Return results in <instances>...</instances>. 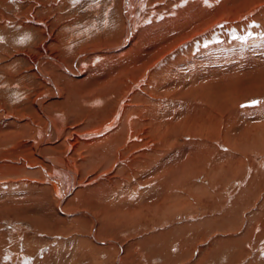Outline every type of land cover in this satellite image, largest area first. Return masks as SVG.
I'll return each mask as SVG.
<instances>
[{"label":"bare ground","instance_id":"1","mask_svg":"<svg viewBox=\"0 0 264 264\" xmlns=\"http://www.w3.org/2000/svg\"><path fill=\"white\" fill-rule=\"evenodd\" d=\"M1 1L5 3L9 2V0ZM26 1L29 2L27 7L24 6L25 4H21V40L22 44H24L23 46H25V49H23V52L25 53V61H31L35 71L32 74L37 76L44 83L51 85L53 89H47V91L44 92H38V89L32 88L22 89L23 104L30 101V97L34 93L37 94L34 103L36 109H34L41 114V117L46 119L47 127L43 131L41 130L42 133L40 136L42 137L35 138L33 140L30 148L31 155H29V162L24 161L22 164L23 173L21 172L20 174H22L23 177L26 174L28 179L30 178L31 180H25V178L22 177H20V180H16L17 176L15 178L13 177L12 180H9V178H4L2 180L0 179V186L2 187L6 184H11L6 194L4 193L5 197L2 198L3 202H9L13 204L12 200H18L19 198L23 199L25 197H29L30 199V197L33 196L32 192L36 188V182L33 183V180L38 179L39 173H43V175H45L43 176L44 182L51 187L49 190L53 189L52 191H55V193L58 195V199H56L60 213L64 215L66 219L68 218L71 221H74L72 220L74 217H88L89 219H92L94 228V232L92 231V237L98 243L107 244L108 242L98 239L101 237L99 232L101 233L104 230L106 223L112 224L113 220H115V216H120L119 219H117L121 221H134L136 219L138 220V218H143L144 216L146 217V213H150L149 208L151 207L153 199L156 197L157 199L161 197L164 190L165 192L163 194L169 195L170 193L166 192V189L169 190L170 186H176L177 184L176 187H178L186 184V188L189 177H193L200 173H207L212 175L215 180L224 181L223 185H221L222 189L224 188L226 190L224 197L230 196L227 193L230 191L233 185H237L239 188L238 192L239 190L241 192V194L237 196L234 195V201L229 197L226 201L215 202L217 200L216 196V198L213 199L215 203L213 202V205L210 204L212 205L210 209L214 211V213L216 212L220 215L225 214L224 211L226 209V205L228 204L229 206L230 203H233V206L230 205L232 207H229L227 210L229 212L227 213L226 211L227 214H225L223 218H238L237 214L242 216V209L243 216L248 217L249 220V217L252 215L254 217L260 216L259 208L262 210L264 208V206L258 207L259 200H261L260 196L262 195L261 191H256L254 187L248 188L249 186L243 187L244 189H240L242 188L241 186H243L241 184H244V182H249L247 178L252 177L256 179V175L261 173L260 169L256 168L258 165H254L253 162L252 164H249L250 162H248L249 165L246 167L243 164L245 168L242 165V168H231V161L233 160L234 155L237 154L235 153L237 150L235 151L232 148L231 142L237 144L239 149L242 150V153H245L248 156H253L254 154L261 155L262 152L259 151V149L264 148V140L260 139L259 136H256V129L262 128V125L264 124L256 123V121H261L262 117H264V111L261 112L259 109V112L246 113L241 110L243 107H240V103L248 98L246 97L247 95L253 93H249L250 90L253 89L233 90L230 91L225 97L222 95V98L217 96L218 99H215V97L213 98V95L209 96L210 93L208 91V86L209 82L211 81V76H213L214 70H218V68H214V64L216 61H218L215 60L214 57L218 56V52H215V48L210 50L211 46H209L210 48L203 46V50L200 51L202 53H196L197 50H195L192 54L196 56L194 57L192 55V58H190L192 60H189V57H191V54L189 53H187L186 56L181 54L175 59L171 58V56L177 53L180 45H183L184 47L185 43H190V51L196 47V42H201L204 39H207V37H209L210 40L213 35L217 34L218 26L223 24H226V26H234L236 23H242V25L247 24L248 20H250V16L253 13H256L258 10L260 12H264V6L260 8H248L246 10L245 6L248 3L240 5V7H233L230 6V0H86L83 2L81 0ZM3 6L7 11L12 8L10 7V4L9 6ZM234 13H236V15H234ZM7 15L8 14L5 13V10L0 7V59L3 57V53L16 40V37L11 36V32L7 27L8 21H10ZM18 15H20V13L16 12L17 17L14 18V21L21 23ZM165 24L166 27L162 28L165 26ZM55 30L57 31L55 32ZM154 30L157 33L159 32V34L164 33V35H167V41H165L162 45L157 44L156 47H148L147 49L140 47L144 42L145 36L150 34L151 31L155 32ZM225 35H227V32ZM238 35H240V33ZM232 37L233 36H231V38ZM184 40H187V42L183 43ZM235 40L233 42H235ZM39 41H41L39 48L37 47L35 50L37 55L34 56V58H30L31 52H34V49H32L33 46ZM53 48L58 49L59 53L53 54V52L50 50ZM220 48H222V46ZM135 49H139L140 51L139 55L135 57L136 60L126 59ZM255 50L257 51V49ZM230 58H232V56ZM251 61L253 62V60ZM165 62H167V64H164ZM4 67L5 66L0 65V71H2ZM184 69L186 71L189 70L190 73L187 79L185 78L186 75L184 72L186 71ZM7 74L9 75V73ZM25 77L26 76L22 74L21 80H23ZM65 86H67L68 89H63ZM1 92L3 91L0 90V93ZM3 98L4 96L1 97V99ZM23 98L26 100L23 101ZM47 103L50 109L46 106ZM52 107L54 110H51ZM258 108L259 106L256 107V109ZM1 115L6 116V118L10 116L3 112ZM249 119L255 120V122H250ZM247 120L249 126L253 125L251 128V131L253 130L252 134L256 132V135L254 134L253 137L246 136L250 133H247L245 135L246 137L241 135L242 131L240 135L237 133V126H242L244 124L247 125ZM30 121L31 120H29V123ZM0 125L1 131L6 128L8 123H6V125L0 123ZM33 126L35 125L33 124ZM59 140L61 144H65L64 150L66 153L57 154L58 152L56 151V155L50 154L49 149L53 148L56 150L57 147H55V145L59 142ZM76 151L80 154L78 162L80 163V168L78 167L79 164L76 163L73 158L70 159L71 155ZM257 151L260 153H257ZM19 155L20 154H18V156ZM18 156L17 158H19ZM25 158L27 157L25 156ZM8 160L10 161V159ZM76 160L78 161V159ZM9 161H7L5 165L10 163ZM251 161H253V159ZM11 168H13V166ZM6 174L7 173L0 172V178L9 175ZM23 182H26V184L29 183L30 187L28 186L29 188H27L25 186L26 189L24 188L25 190H23ZM253 183L254 182L251 181L249 185H253ZM247 188L248 191L246 192ZM173 189L175 188L173 187ZM40 190L43 191L42 188ZM45 190L47 191V188ZM41 191H39V193ZM245 192L247 194H245ZM214 193L215 192L212 194ZM23 194L25 197H23ZM36 194L38 195V192H36ZM184 194L185 193H183V196ZM244 194V199H241L242 195L244 196ZM174 196L176 197V195ZM189 197L192 196L190 195ZM22 199L21 201H23ZM56 199H54V201H56ZM78 199H80L79 206H81L80 203H82L83 206L84 204H88L87 206L94 207L96 211L85 206L84 207L86 209H82V207L79 209H74L75 207L70 209L69 202L76 203ZM41 200L43 199H40V202ZM169 200L170 199H168V201ZM189 200L187 202H189ZM180 201L182 202L181 198L179 202ZM36 202L37 204L39 203L38 200ZM262 203V205H264V202ZM14 204L17 203L14 201ZM5 205L8 204H4V206ZM253 205L258 207L259 211H252L250 208H252L251 206ZM41 206L45 205H40V208ZM173 206L175 205L173 204ZM248 206L250 207L248 208ZM176 207L178 208L179 204H177ZM195 207L197 208V206ZM248 209L250 210L247 212L249 214H246L245 211H248ZM20 211H22V209ZM257 214H259V216H257ZM101 216L102 218H105L103 219L105 222L100 220ZM145 217L144 220H146ZM42 218L43 217H41V219ZM259 218L261 221L262 218ZM245 219L246 218H244V221ZM258 220L259 219H257L256 222H258ZM211 221H213V219ZM250 221L252 223V220ZM45 222L42 223L45 224ZM163 222L165 221L163 220ZM229 222L231 221L229 220ZM236 222L237 224L239 223L238 221ZM240 222H242V218ZM246 222L247 224H251L248 221ZM210 223L211 222L209 221V224ZM220 223L217 222V225L215 223L216 226L213 225L216 230L215 234L217 236H214V244L210 242L212 245L219 247V250L221 245L226 242L224 238V234L226 233L225 231L239 226L234 224L235 226L230 225V228V226H228L226 223L223 226V230H221L222 225L220 226ZM141 224L142 223H140V225ZM147 224L148 222L145 224V226ZM259 224L260 222H258V225ZM131 225H133V223ZM37 226L41 228L42 224ZM47 226L49 225L47 224ZM184 227L185 226L182 228ZM261 227L263 226L261 225ZM194 228L192 229L194 230ZM46 229L49 230L48 228ZM235 229L238 230L237 228ZM261 229L262 228H260V230ZM180 230H178V232ZM51 231L52 230L50 229V232ZM58 232L60 231H52V233ZM117 233L119 234V232ZM198 233H195L193 237H198ZM245 234H243L244 237ZM205 235H207L206 232L200 233L198 240L199 243L206 238ZM35 236H33V239ZM139 236L140 235H138V237ZM246 239L250 241V238ZM258 239L256 240L258 241ZM157 240L159 241V239ZM195 240L196 238H194L192 243H195ZM228 242H230V240ZM116 243L120 246V243ZM63 245L65 244L63 243ZM39 246L41 245L39 244ZM247 246L248 248H253L249 245ZM30 248H32V246ZM6 249L8 250V248ZM216 250L217 249H215V251ZM255 251H257V249ZM33 253H35V250ZM73 255L75 256V254ZM79 262H81V260ZM117 262L118 264H125L120 259ZM43 263L45 262H42V264ZM46 264H48V262ZM174 264L177 263L175 262Z\"/></svg>","mask_w":264,"mask_h":264},{"label":"rangeland","instance_id":"2","mask_svg":"<svg viewBox=\"0 0 264 264\" xmlns=\"http://www.w3.org/2000/svg\"><path fill=\"white\" fill-rule=\"evenodd\" d=\"M81 1L83 2L86 0H81ZM263 1L264 0H230V6H233V7L239 6L240 7V5L248 3L245 6V9L247 10L248 8H260V7L264 6ZM28 3L29 2L26 0H25V2H24V0H20V1L19 0H9V2H7V3L2 2L0 0V7L5 10V13L8 14L7 16L10 19V21H8L7 27L11 32V36L16 37L15 38L16 40L14 42L15 44L13 43L12 44L13 46L10 45L11 48L9 46V48L3 53V57H1V59H0V65L5 66L4 69H2V71H0V90L3 91L0 93V99H1V97L4 96V98L1 99V102H0L1 103L0 104V107H1L0 108V123L1 124L3 123L4 125H6V123H8V125H6V128L0 131V146H1L0 147V172L9 174L8 176H6L7 178L6 177L0 178L1 180L4 178L5 179L9 178V180H12V178L13 177L15 178L16 176H17L16 180H20V177L25 178V180H31L30 178L28 179V176H26V174L24 177L22 174H20L21 172L23 173L22 164L24 163V161L29 160V155H31V151H30L31 149L30 148H31V144H32L33 140L35 138L42 137V136H40L42 133L41 130L43 131L47 127L46 119L41 117V114L38 113L37 110H35L36 108H35L34 103H35V99L37 97V94L34 93L30 97L31 102L28 101V102L23 104L22 103V96H23L22 95V89H31V88L32 89H38L37 90L38 92H44V91H47V89H53L51 87V85L44 83L37 76L33 75L32 73L35 71L33 69L31 61H25V53L23 52V49H25V46H23L24 44H22V40H21V38H22V5L21 4H23V5L25 4L24 6L27 7ZM9 4H10V7H12L11 8L12 10L10 9L7 11L3 5L9 6ZM16 12L20 13V15H18V16L20 18L21 23L14 21V18L17 17ZM234 15H236V13H234ZM251 18H253L255 20H253ZM263 21H264V12H262V11L260 12L258 10L256 13H253L250 16V20H248L247 24L242 25V23H236L234 26H232V25L226 26V24L218 26L217 34L213 35V37H211L210 40H209V37H207V39H204L201 42H196L197 48L195 47L190 51H189V44L190 43L186 44L185 42H187V40L186 41L184 40L183 41V43H185L184 47H183V45H180V47H179L180 50L178 49V51H177L178 54L175 53L177 55L174 56L175 55L174 54L171 56V58L175 59L181 54H183V56H186V54L189 53V54H191V57H189V60H192L190 58H192V55H193L192 53L195 50H197L196 53H198V52L203 50V46H205V47L211 46L210 50H212V48H215V52H218V56L214 57V59L218 60V61H216V63L214 64V68L215 69L218 68V70H214L213 76H211V81L209 82V86H208V91L210 93L209 96L213 95L212 96L213 98L215 97V99H218L217 96L220 98H222V96L225 97L228 95V93L230 91H233V90L253 89V90H250V92L249 91L248 92L249 93L253 92L254 94L251 93V94L247 95L246 97H248V98H246L245 100H243L240 103V107H243V108H241V110L243 112L248 113V112H259V109H260L261 112H263L264 111V92H263L264 91V42H263L264 41V22ZM13 22H15V23H13ZM165 27H166V24L162 28H165ZM258 27H259V29H258ZM233 28H235V29H233ZM56 31L57 30H55V32ZM156 31H157V29H156ZM156 31L155 32L151 31L150 34H147V36H145L143 44L140 47H142L143 49L144 48L147 49L148 47H156L157 44L162 45L165 41H167V37H168L167 35H164V33L159 34V32L157 33ZM226 32H227V35H225ZM233 33L235 36L233 35ZM239 33H240V35H238ZM231 36H233L234 38L233 37L231 38ZM139 38H140V36H139ZM235 39H237V40H235ZM249 39L250 40L253 39V40L250 41ZM234 40H235V42H233ZM40 43H41V41L37 42V44L34 45L35 47L33 46L32 49H34V52H31L30 58H34V56L37 55V52L35 50L37 49V47L39 48ZM219 43H220V45H219ZM230 43H232V44H230ZM151 44H152V46H151ZM233 44H235L236 47ZM217 45H219V46H217ZM253 45H254V47H253ZM221 46H222V48H220ZM255 46H257V47H255ZM237 47H240V48H237ZM243 47L245 48V50ZM251 47H253V48H251ZM216 48L218 51L216 50ZM224 49H225V51H224ZM255 49H257V51ZM50 50L53 52V54L59 53V50L56 48H53ZM139 53H140L139 49H135L131 52V55L128 56L126 59L136 60L135 57H137L139 55ZM200 53H202V52H200ZM189 54H188V56H189ZM257 54H258V56H257ZM259 55H261V56H259ZM193 56L195 57L196 55H193ZM221 56H223V57H221ZM231 56H232V58H230ZM60 58H62V57H60ZM216 58H218V59H216ZM168 60H169V58H168ZM251 60H253V62ZM164 64H167V62H165ZM181 71L184 72L183 70H181ZM7 73H9V75ZM22 74H24L26 76L23 80H21ZM184 74L186 75L185 78L187 79L189 77V74H190L189 70L184 72ZM27 75H28V77H27ZM30 75H32V76H30ZM6 77H7V79H6ZM32 77H34V78H32ZM1 80H2V82H1ZM3 80H5V81H3ZM233 84H234V86H233ZM221 85L222 86L224 85V86L222 87ZM228 88H230V89H228ZM63 89H68V87L65 86ZM5 91L7 94L5 93ZM256 92H258V93H256ZM25 100L26 99L23 98V101H25ZM55 100H59V99H55ZM254 101L259 102L260 104L256 103L254 105V103H253ZM28 104H30V105H28ZM46 106L49 108L48 103L46 104ZM258 106H259V108L256 109V107H258ZM51 110H54V108L52 107ZM2 112L5 114H8L10 116L6 118V116L1 115ZM30 115H32V116H30ZM83 118H84V116H83ZM7 119H9V120H7ZM29 120H31L30 123H29ZM249 121L255 122V120H251V119H249ZM256 123L263 124L264 123V117H262L261 121L260 120L256 121ZM256 123H253V124H256ZM33 124L35 126H33ZM237 127H238L237 133L239 135L241 134V131H242L241 135L245 136L247 133H250V134H247L246 136L253 137V135L257 132L256 133L257 135L256 134L255 135L259 136L260 139L264 140V138H263L264 137V124L262 125V128H259V129L257 128L256 132L254 134H252L253 130L251 131V128L253 127V125L249 126L248 120H247V125H245V124L242 126L238 125ZM31 131H33V132H31ZM259 131H261V132H259ZM23 132H24V134H23ZM25 133H26V135H25ZM189 138H191V137H189ZM30 139H31V141H30ZM11 141H13V142H11ZM23 143L25 144V146ZM231 144H232L231 145L232 148L235 151L237 150V152H235V153L238 154V155L235 154L233 157L234 161L233 160L231 161L232 162L231 163L232 169L233 168L234 169L242 168L243 164L246 167L249 164H252V162L254 163V165L255 164L258 165V167H256V168H259L261 173L256 175V179L252 178V177L247 178L249 180V182H244V184H241L243 186H241L242 188H240V189H244L243 187L249 186L248 188L254 187V189L256 191H258V192L261 191L262 195L260 196L261 200H259V206L258 207L264 206V205H262L263 204L262 202H264V156H263L264 155V148L259 149V151L262 152L261 155L260 154H257V155L254 154L253 156H248L247 154L242 153V150L239 149V146L237 144H235L233 142H231ZM55 147H57L56 150H54L53 148L49 149L50 154L56 155L57 152H58L57 154H65L66 153L64 150L65 144L64 143L61 144L60 140L55 145ZM257 153H260V152L257 151ZM18 154H20V155L18 156ZM17 156L19 158H17ZM25 156L27 158H25ZM241 157H243V158H241ZM22 158H23V160H22ZM72 158H73V160L76 161V163H78L79 158H80V154L76 151V152H74V154L71 155L70 159H72ZM8 159H10V161ZM76 159H78V161ZM252 159H253V161H251ZM7 161H9L10 163H7L5 165V163ZM16 161H18V162H16ZM248 162H250V163L248 164ZM16 164H18V165H16ZM40 164H42V163H40ZM78 164H79L78 167L80 168V163H78ZM12 166H13V168H11ZM9 168H10V170H9ZM14 174H16V175H14ZM208 175L209 174H207V173H200L198 175H195L196 177L195 176L189 177V179L187 180L188 183H187L186 188H185L186 184L178 186V187H176L177 184H176V186H172V187L170 186L169 190L164 188L167 190L166 192H169L170 194L169 195L163 194L165 192V190H164L161 197H159L158 199H157V197L153 199L151 207L149 208V212L151 214L146 213V217L144 216L146 220H144V217L143 218L141 217V218H138V220L136 219L134 221H128V220L127 221H121V220H118L120 216H115V218H114L115 220H113V223L112 224L106 223V227L104 228V230L101 233L99 232L101 237H99L98 239L103 240L105 242H108L107 244L98 243L92 237V231L94 232L92 219H89L88 217H85V218H83V217H76L75 218L74 217V218H72V220H74V221H71L68 218L66 219V217L60 213V210L58 208V202H57L58 195L55 193V191H52L53 189L49 190V188H51V187L44 182L43 176H45V175H43V173H39L38 179H36V180L32 179L33 183L36 182V188L32 192L33 196H31L30 199H29V197L26 198L25 195L23 194L24 195L23 197H25L26 199L25 198H23V199L19 198L18 200H12L13 204H11L9 202H7V203L3 202L2 198L5 197V194L9 190V187L11 184H6L3 187L0 186V192H1V195H0V207H1L0 211H2V212H0V260H1L0 264H8V263L9 264H18V263L19 264H42V262H45L43 264H46L47 262H48V264H63L64 262H65L64 264H74V263L75 264H77V263L78 264H95V263L96 264H105V263L106 264H118L117 261L119 259L122 260L125 264H137V263L138 264H167V262H168V264H174L175 262L177 264H196V263L197 264H203V263H205V264H241V263L242 264L243 263L244 264H264V255H263L264 254V246H263L264 245V243H263L264 242V230H263L264 229V223H263L264 208H263V210L261 208H259L260 209V211H259L258 207H255L254 205L251 206L252 208H250V209L252 211H254V210L259 211L260 216H259V214H257V216L262 218V220L260 221L259 217H256V216L254 217L252 215L253 217L252 216L249 217L250 220H252V223L248 219V217L243 216V209H242V216L244 218H246L245 221H244V218L242 216H240V214H237L239 219L238 218H232V217H230L229 219H226L227 217L223 218V216H225V214H227L229 212L227 210L229 209V207L233 206V203H230V205H232V206H230V205L228 206V204L226 205V209L224 211L225 214L220 215L219 213H216V212L214 213V211H212L210 208L213 205V202H214L213 199L216 198V196H217V198H216L217 200L215 202L226 201L229 197L231 200L234 201L235 196L241 194V192H240V190L238 192L239 188L237 185H233L234 188L232 187L230 189V191L227 193L230 196H226L227 198L224 197V193L226 192V190L224 188L222 189V186H221V185H223L224 181L215 180L212 175H209L211 178ZM196 179H198V180H196ZM200 179L202 180L203 183L201 182ZM40 180H41V182H40ZM207 181H208V183H207ZM251 181L254 182L253 185H249V183ZM204 183H205V185H204ZM210 183H212V184H210ZM41 184H42V186H41ZM214 184H216V185H214ZM23 185H24V187H23ZM39 185L43 191L40 190L41 188L39 187ZM25 186L27 188L30 187L29 183L26 184V182H23V184H22L23 190L26 189ZM44 186H45V188H44ZM236 186H237V188H236ZM173 187L175 189H173ZM202 187H203V189H202ZM216 187H217V189H216ZM3 188H5V189H3ZM46 188H47V191L45 190ZM248 188L246 189V192L248 191ZM210 189H211V191H210ZM173 190H174V192H173ZM39 191H41L43 193H41V192L39 193ZM179 191H180V193H179ZM221 191L222 192L224 191L223 194ZM36 192H38V195L36 194ZM46 192H48L49 194ZM188 192H189V194H188ZM200 192H202L203 194ZM213 192H215L216 194L215 193L212 194ZM246 192H245V194H247ZM53 193H54V195H53ZM183 193H185L184 196H183ZM232 193H234V194H232ZM220 194H222V195H220ZM245 194H244V196L242 195L241 199H244ZM174 195H176L177 198ZM190 195L192 197H189ZM34 196H36V197H34ZM198 196H200V197H198ZM220 196H221V199H220ZM6 197H7V195H6ZM180 198L182 200V202L180 201L181 204L183 203L182 205L179 202ZM202 198H203V200H202ZM21 199L23 201H21ZM40 199H43V200H41L42 203L40 202ZM54 199H56V201H54ZM168 199H170V200L168 201ZM177 199H178V201H177ZM183 199H185V200H183ZM37 200L39 202L38 204L36 202ZM79 200L80 199H78V201L76 203L75 202H73V203L69 202L70 203L69 208L73 209V207H75L74 209H79L82 207V209H86L85 207H87L91 210L93 209L94 211H96V209L94 207L87 206L88 204H84V206H85L84 207L83 204L80 203L81 206H79ZM188 200H189V202H187ZM204 200H206V201H204ZM14 201L17 204H14ZM172 203L175 206H173ZM176 203L179 204L178 208L176 207V205H177ZM4 204H8V205L4 206ZM43 204L45 206H41V208H40V205H43ZM76 204L78 207L76 206ZM210 204H212V205H210ZM22 205H24V206H22ZM157 205H159V206H157ZM180 205L183 206L184 208L181 207ZM19 206H22V207H19ZM195 206H197V208ZM42 207H44V208H42ZM174 207L176 210L174 209ZM249 207L250 206H248V208ZM3 208H6L7 210L3 209ZM180 208H182V209H180ZM21 209H22V211H20ZM18 211H19V213H18ZM189 211H190V213H189ZM226 211H227V213H226ZM249 211H250L249 209H248V211H245L246 214H249V213H247ZM14 213H16V214H14ZM17 213H18V215H17ZM26 213H27V215H26ZM34 215H35V219H34ZM159 215H161V216H159ZM212 215H213V217H212ZM41 217H43V218L41 219ZM155 217H157V218H155ZM182 217H184V218H182ZM30 218H33L34 220L30 219ZM147 218H149V219H147ZM171 218H172V221H171ZM241 218H242V222H240ZM253 218H255V219H253ZM44 219H46V220H44ZM103 219H105V218H102V216H101L100 220L105 222ZM212 219H213V221H211ZM257 219H259L258 220V222H260L259 225H258V222H256ZM154 220H155V222H154ZM160 220H162V221H160ZM163 220L165 222H163ZM166 220H170V221H166ZM207 220H209L211 222L210 224H212V225H210L209 221H207ZM229 220L231 222H229ZM146 221L148 222V224L145 226V224L147 223ZM159 221L161 224L159 223ZM189 221H191V222H189ZM236 221H238L239 223L237 224ZM246 221L250 222L251 224H247ZM42 222L43 223L45 222V224H43ZM212 222H214V223H212ZM217 222H219V223L221 222L220 223V226L222 225L221 230H223V226L226 223L228 224V226H230V225L235 226L234 224H237V226L239 225L238 227H235L238 230H236L235 228L232 229L230 226L231 229L225 231L226 233L224 234V236H225L224 238H225L226 242H224L221 245L220 250L218 249L219 247H216V246L211 244V243L214 244L213 240L217 236L215 234L216 230L213 227V225H215V223L217 225ZM132 223H133V225H131ZM140 223H142V224L144 223L143 226H142V224L140 225ZM41 224H42V227L39 228V226H37V225H41ZM47 224L49 226H47ZM202 224H204V225H202ZM205 224H207L208 226ZM122 225H123V227H122ZM152 225H153V227H152ZM261 225L263 227H261ZM183 226H185V227L182 228ZM197 226H200V227H197ZM248 226H250V227H248ZM255 226H257V227H255ZM55 227H56V229H55ZM134 227H135L136 231L134 230ZM188 227H190V228H188ZM194 227H196L197 229ZM46 228H48L49 230H47ZM192 228H194V230L195 229L196 230L194 231ZM198 228H199L200 232H199ZM211 228H213V229H211ZM258 228H259V230H258ZM260 228H262V229L260 230ZM41 229H42V231H41ZM50 229L52 231L56 230V231H60V232H58L59 234L58 233H52V231L50 232ZM180 229H183V230H180ZM152 230H154V231H152ZM178 230H180V231L178 232ZM187 230H188V232H187ZM248 230H249V232H248ZM89 231H90V233H89ZM218 231H220V230H218ZM117 232H119V234ZM127 232H129V233H127ZM191 232L193 233V235ZM202 232H206L207 235H205L206 238L202 242L199 243L198 242L199 235ZM28 233L30 236L28 235ZM62 233H64V234H62ZM195 233H198V237H193ZM82 234H84V235H82ZM143 234H144V236H143ZM243 234H245V237ZM259 234H260V236L262 235L261 236L262 238L259 236ZM35 235H37V236H35ZM59 235L60 236L62 235V236L60 237ZM64 235H66V236H64ZM138 235H140V236L138 237ZM33 236H35L36 238L34 237V239H33ZM64 237H66L67 239ZM80 237H82V238H80ZM37 238L40 240H38ZM48 238H49V242H48ZM69 238H70V240H72V239L73 240L70 241ZM170 238H172V239H170ZM194 238H196L195 243H192V241H194ZM246 238H248V239L250 238V241L247 240ZM253 238H255V239H253ZM258 238H261V239H258ZM57 239H58V241H57ZM157 239H159V241ZM256 239H258V241ZM33 240H36L38 242L33 241ZM229 240H230V242H228ZM116 242L120 243V246ZM255 242H257V243H255ZM38 243L41 246H39ZM43 243H44V245H43ZM63 243L65 245H63ZM83 243H84V245H83ZM12 244H14V245H12ZM36 245H37V247H36ZM121 245H122V248H121ZM247 245H249L253 248H250V247L248 248ZM31 246H32V248H30ZM199 246H200V249H199ZM246 246H247L248 250L246 249ZM171 247H173V248H171ZM192 247H193V249H192ZM254 247H255V249H254ZM6 248H8V250ZM31 249H33V250H31ZM215 249H217V250L215 251ZM256 249H257V251H255ZM34 250H35V253H33ZM51 250H53V251H51ZM105 250H106V252H105ZM23 251H24V253H23ZM81 251H82V254H81ZM252 251H253V253H252ZM99 252H100V254H99ZM103 252H105V253H103ZM240 252H242V253H240ZM73 254H75V256ZM6 255H7V257H6ZM48 255H50V256H48ZM94 255H95V257H94ZM179 255L181 256V258ZM186 256H188V257H186ZM13 257H14V259H13ZM21 260H23V261H21ZM35 260H37V261H35ZM42 260H44V261H42ZM67 260H69V261H67ZM80 260H81V262H79ZM133 261H135V262H133Z\"/></svg>","mask_w":264,"mask_h":264},{"label":"snow or ice","instance_id":"3","mask_svg":"<svg viewBox=\"0 0 264 264\" xmlns=\"http://www.w3.org/2000/svg\"><path fill=\"white\" fill-rule=\"evenodd\" d=\"M253 103L256 104V103H259V102L254 101Z\"/></svg>","mask_w":264,"mask_h":264}]
</instances>
